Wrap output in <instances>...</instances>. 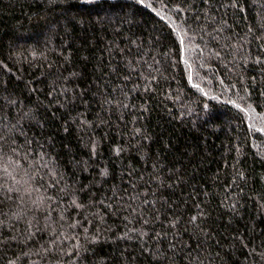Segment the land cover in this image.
<instances>
[{
	"label": "trees",
	"instance_id": "16d2710c",
	"mask_svg": "<svg viewBox=\"0 0 264 264\" xmlns=\"http://www.w3.org/2000/svg\"><path fill=\"white\" fill-rule=\"evenodd\" d=\"M0 264H264V0H0Z\"/></svg>",
	"mask_w": 264,
	"mask_h": 264
},
{
	"label": "snow or ice",
	"instance_id": "6c2138e0",
	"mask_svg": "<svg viewBox=\"0 0 264 264\" xmlns=\"http://www.w3.org/2000/svg\"><path fill=\"white\" fill-rule=\"evenodd\" d=\"M196 87H199L198 85H196Z\"/></svg>",
	"mask_w": 264,
	"mask_h": 264
}]
</instances>
